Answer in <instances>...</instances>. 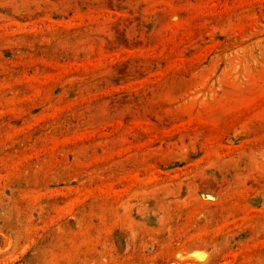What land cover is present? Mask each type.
I'll use <instances>...</instances> for the list:
<instances>
[{"label":"rangeland","instance_id":"rangeland-1","mask_svg":"<svg viewBox=\"0 0 264 264\" xmlns=\"http://www.w3.org/2000/svg\"><path fill=\"white\" fill-rule=\"evenodd\" d=\"M188 259L264 264V0H0V264Z\"/></svg>","mask_w":264,"mask_h":264},{"label":"bare ground","instance_id":"bare-ground-1","mask_svg":"<svg viewBox=\"0 0 264 264\" xmlns=\"http://www.w3.org/2000/svg\"><path fill=\"white\" fill-rule=\"evenodd\" d=\"M178 256V255H177ZM180 258V257H179ZM184 260V259H183ZM182 260V261H183ZM181 261V262H182ZM180 262V263H181ZM197 263H199V262H197V260H195V259H188V260H185V261H183L181 264H197Z\"/></svg>","mask_w":264,"mask_h":264}]
</instances>
